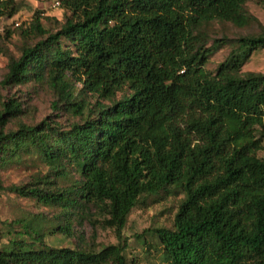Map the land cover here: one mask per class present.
Wrapping results in <instances>:
<instances>
[{"label":"trees","instance_id":"trees-1","mask_svg":"<svg viewBox=\"0 0 264 264\" xmlns=\"http://www.w3.org/2000/svg\"><path fill=\"white\" fill-rule=\"evenodd\" d=\"M59 1L70 16L53 33L35 19L32 32L47 36L9 62L0 85L46 83L58 96L52 106L62 103L81 122L5 130L21 110L2 104L0 170L30 153L48 168L33 184L8 190L59 214L48 228L42 217L22 223L0 264H127L128 215L141 196L168 188L183 199L172 228L152 230L160 264H264V159L256 156L264 73L240 72L264 47V32L207 47L202 30L212 21L249 26L247 0ZM9 4L1 2L0 16L8 8L14 14ZM223 44L234 48L214 73L205 70L212 47ZM75 83L97 99L86 116ZM91 207L116 245L94 252L44 243L46 234L72 236L74 219Z\"/></svg>","mask_w":264,"mask_h":264},{"label":"rangeland","instance_id":"rangeland-1","mask_svg":"<svg viewBox=\"0 0 264 264\" xmlns=\"http://www.w3.org/2000/svg\"><path fill=\"white\" fill-rule=\"evenodd\" d=\"M9 1L15 12L9 16V8L3 10L0 16V82L7 73V66L13 59H17L24 47L35 44L47 35L39 36L31 30L32 22L37 19L47 33L58 30L70 16L59 0H0ZM247 14L254 18L249 26L235 27L228 22L212 21L203 27L207 35V47L212 46L214 40H236L242 36L258 35L264 32V0H247L245 3ZM63 45L66 42L62 41ZM214 50L208 58L204 69L214 73L218 65L224 61L233 44H223ZM241 73H264V47L253 51L240 69ZM73 93L77 101L83 99L87 105L85 116L89 108L97 99L91 95L80 94L81 86L74 84ZM57 93L46 83L30 81L23 85H0V110L2 104L12 101L20 106L21 114L10 119L5 130H15L20 124L37 125L42 120L60 125L63 129L70 123L81 122V117H75L68 112L62 103L55 108ZM107 104V101H100ZM260 149L256 156L264 159V131L257 132ZM48 168L40 161L35 153L23 154L19 162L10 164L0 170V181L4 188L0 191V250L6 249L11 238L21 231V224L36 221L42 217L45 228L57 223L58 208L42 206L34 199L20 197L8 190L11 186H29L46 175ZM76 177V176H75ZM67 182H58V186H66ZM183 194L173 188H168L157 195L141 196L137 205L128 215L122 231L126 248L123 252L127 264H160L161 246L152 230L157 228H172L174 215ZM104 215L93 207L82 219H74L72 236L49 235L43 237L44 243L53 248H78L97 252L109 245L118 243L113 229L102 226ZM61 222V218H59Z\"/></svg>","mask_w":264,"mask_h":264}]
</instances>
